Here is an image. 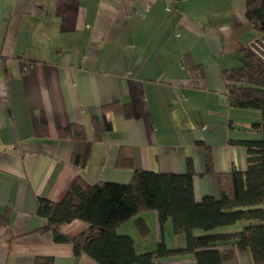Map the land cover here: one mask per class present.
Wrapping results in <instances>:
<instances>
[{
    "label": "crops",
    "instance_id": "obj_1",
    "mask_svg": "<svg viewBox=\"0 0 264 264\" xmlns=\"http://www.w3.org/2000/svg\"><path fill=\"white\" fill-rule=\"evenodd\" d=\"M246 4L0 0V264H97L87 254L77 259L71 242L42 231L47 221L38 214L39 197L61 202L78 178L127 184L135 169L185 173L191 159L195 198L221 197L222 175L247 168L246 148L232 140L261 138L253 124L262 113L233 107L222 77L240 65L252 40L264 37L248 20ZM112 103L129 104L131 116L106 110L112 130L96 140L93 121L102 124L103 107ZM71 124L82 125L92 143L85 167L73 162L74 142L59 137ZM89 227L77 219L61 232L73 239ZM116 231L131 236L139 253L161 242L186 246L185 235L174 232L171 219L161 226L156 211ZM159 261L197 264L190 253ZM222 264L254 262L249 251H239Z\"/></svg>",
    "mask_w": 264,
    "mask_h": 264
},
{
    "label": "trees",
    "instance_id": "obj_2",
    "mask_svg": "<svg viewBox=\"0 0 264 264\" xmlns=\"http://www.w3.org/2000/svg\"><path fill=\"white\" fill-rule=\"evenodd\" d=\"M246 16L254 28L264 32V0H247ZM228 99L233 107L256 109L262 120L253 124L261 132L259 139L232 140L246 148L247 168L222 175V195L197 200L194 194V167L191 159L185 173H159L134 170L127 184L101 182L88 185L79 178L61 202L45 197L38 199V214L47 221L42 231H50L58 243L71 242L77 259L82 254L97 264H151L154 259L172 253H190L197 264H222L233 259L239 251H249L254 264H264V62L247 46L242 50L240 65L222 72ZM118 110L131 116L129 104L112 103L103 107L104 120L94 119V137L102 139L103 132L112 130L106 110ZM59 137L74 142L73 162L85 167L92 143L80 124L59 129ZM202 144H204L202 142ZM206 163L211 170L210 148ZM132 168L130 159L121 160ZM146 211H156L161 226L171 219L174 232L184 234L186 246L169 249L164 242L151 252L139 253L134 239L117 233V228ZM90 224L87 231L69 239L61 226L74 220ZM246 220L240 231L220 232L226 226ZM140 229L144 221L138 220ZM202 230L204 233L197 234ZM223 245L231 248L220 249ZM50 264L51 259H48Z\"/></svg>",
    "mask_w": 264,
    "mask_h": 264
},
{
    "label": "built area",
    "instance_id": "obj_3",
    "mask_svg": "<svg viewBox=\"0 0 264 264\" xmlns=\"http://www.w3.org/2000/svg\"><path fill=\"white\" fill-rule=\"evenodd\" d=\"M249 48L264 62V37H258L249 43ZM151 264H161L159 259H154Z\"/></svg>",
    "mask_w": 264,
    "mask_h": 264
},
{
    "label": "rangeland",
    "instance_id": "obj_4",
    "mask_svg": "<svg viewBox=\"0 0 264 264\" xmlns=\"http://www.w3.org/2000/svg\"><path fill=\"white\" fill-rule=\"evenodd\" d=\"M244 222L246 223L247 221L246 220L240 221L237 224L232 225V228H237V227L242 228ZM198 231H200L201 234L204 233L202 230H198Z\"/></svg>",
    "mask_w": 264,
    "mask_h": 264
}]
</instances>
